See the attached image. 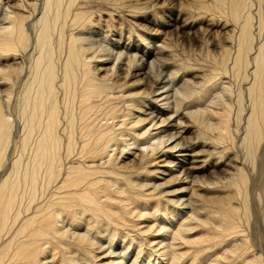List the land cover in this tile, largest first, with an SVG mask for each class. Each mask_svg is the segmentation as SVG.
I'll use <instances>...</instances> for the list:
<instances>
[{
	"label": "bare ground",
	"instance_id": "6f19581e",
	"mask_svg": "<svg viewBox=\"0 0 264 264\" xmlns=\"http://www.w3.org/2000/svg\"><path fill=\"white\" fill-rule=\"evenodd\" d=\"M27 1L25 0V2ZM238 1L239 3L241 1L243 3L245 2V0ZM4 2L5 4H3L9 7V11H6L7 15L4 19L5 24H2L3 29L0 31V59L5 60V64L10 65L4 72L0 73V103L5 104V99L8 98L7 96L10 97V95H8L9 93H7L4 94V96H6L4 99L2 94L4 92L6 93L5 85H9L8 82L12 80L11 77L14 80L16 74L14 75V73H11L13 69L11 65L19 64L18 60L21 58V54H28L30 57L31 55H34V57L36 56V66L34 74L30 73L33 75V81L29 93L27 91L28 89H26L28 93L26 100L21 98V100H25L26 105L23 104L27 106V108L25 107L26 109H23L24 111L18 119L20 121L19 124H21V129L24 131L22 144L25 149L27 147V157L23 161V158L19 154L18 159L14 158L15 160L11 162L10 167L6 166V162L4 161L6 152H8L7 141L10 139L8 138L10 123L8 124V116L3 112L0 105V264H97L99 262L102 263L101 261H104V264H128L131 260L129 258L130 251L128 254L124 249L122 250L121 245L118 243V241L121 242L122 239L126 237H128L126 243L128 245V250L130 248L133 249L132 240H135L139 247L144 246L143 249H139L140 251L137 252L136 258H134L131 264H136L137 261H139L138 259L140 258L141 252L145 250L146 247H148V250H145L148 252V257L152 255L158 256V259L161 260L159 261L165 264H201L202 260L207 256L217 255H220V257L217 256L215 264H224L225 262L227 264H264L256 256L252 258L248 257V255H250V246L246 245V243H238L245 238L238 235V233H240V226H238V223H240V221L238 222L240 216L237 218V203L235 206L232 205V194L230 195L227 193L225 196L220 195L222 197H215L219 196V194L204 196L194 194L193 192L190 197H186L189 195L191 187H193V189L195 188L194 190L209 189L214 186H219L220 188L222 185L219 184H222V179H226L227 176L233 178L240 174L243 166L241 168L239 166L240 161L230 155L224 161V167L222 164L223 168L220 171H217V169L214 171L216 167L214 170H211L206 157L212 159L211 156L214 151H209L211 154L206 155L208 151L207 146H209L207 143L202 142L201 148L197 149V145L200 144L198 139L188 142L189 139L185 140L186 138L182 135L184 130L181 131L179 129V132L177 130L174 132V128H168L170 127L168 126L169 123L175 120V118L171 120L173 114H176V117H180V115H184L186 112L183 110L181 111L184 107L181 108V105H179L180 100H177L178 96L176 95V89L174 88L173 90L171 88L172 86L169 87L165 83V77H162V74L160 76L153 75L151 69H147L143 60L144 58L139 60L135 59L133 63V59H129V64H136L135 77L137 78L134 81L135 84H147L152 80L156 81L158 86H156L155 91H153L154 94L147 98L148 104L146 105L151 103L153 106L154 103H157L158 108L156 109L151 106L142 113V115H145L144 117L133 114L134 120L128 122L126 120L121 121V126L126 127L125 132L127 134L135 130L138 124L148 119H150V121L147 124H150V126L144 125L142 127L143 131L141 133L139 132L135 138H132L134 141L131 145L128 144L130 146L133 145V148H128L127 150L123 148L120 154L122 159L120 158L121 161L116 162V160L114 161L112 159L113 156L109 151V144L114 140L112 137L113 130L110 129L108 125H106V127L98 126L99 123L97 124L96 120L93 119L94 116H92L94 115L93 109L96 108L97 104L103 102L101 98L107 87V85L104 84L106 80L103 82L102 77L97 78L95 75L92 77L89 74L88 76L91 78H87L84 81V77H81V95L77 101L75 100L76 114L74 113L64 117L61 116L60 110L62 108L58 109L53 101L54 99H52L54 96V89L55 91L57 90V87H55L57 81H55L56 78L53 71V64L55 62L53 60L55 59L52 57L53 53H51V50L44 51V47H42L46 43L48 44L46 45L49 46L48 42L50 36L54 35H49L50 32L48 30V20H50L51 25L50 16L48 17V13H51L49 9H51L53 4L55 11L57 10L56 14L54 12L55 15H53V19L57 21L60 15H62L64 23H62L63 21L61 23L62 25H66L69 19L73 23L75 20H79L82 17L84 12L80 10L81 6L74 9L71 7L72 0H70L65 8L64 0H44L42 5L44 6L45 4L46 8H44L48 10V13L45 11L46 13H41L38 17L37 21L39 22V20L42 19L44 26L40 27L39 33L36 35L37 45L41 46L42 49L39 50L33 47V49L28 50L27 47H25L27 45L26 41H28L26 40L27 23L31 17H35L32 15L36 13L32 14L31 11H29V6L31 5L29 1L26 4L23 3V0L22 3L21 0H4ZM36 3L37 2H34L33 5ZM72 6L76 7L77 4ZM39 7H42L41 3ZM70 8H73L74 12L71 13ZM0 23H2V21ZM39 23H41V21ZM73 25L69 24L70 27ZM244 26H246V24ZM65 27H68V25ZM68 29L70 28L68 27ZM249 31L250 30H248V32ZM57 34L59 35V33ZM246 34L244 36L241 34L239 37L241 36V39H245L244 37ZM63 37L64 36H62V38ZM66 38H64V40H66ZM72 39V36H70L67 54H65L66 52L64 53L66 55L65 61L63 59L64 64H66V78L62 80L63 86L67 83H73L74 65L84 64V66H87L90 65L88 62H91L90 58V60L86 58L88 54L86 56L84 54L85 51L82 50L83 52H80L86 57L82 58V55H78L79 53L76 52V44L73 43ZM75 40L77 42V38L74 39V42ZM245 42L246 40L244 43ZM135 46L140 53H143L144 49L141 44L136 43ZM239 46L241 47V45ZM240 51L235 55V57L237 56L236 61H239V63ZM107 54L109 55V52ZM110 56L111 54L108 57ZM92 58L94 59V56ZM107 58L99 60L98 65L95 67L97 73L98 71H105L108 69V67L104 68L101 66L111 63V60ZM255 59L258 60V63L255 62L257 67L253 71L255 75L254 80L251 82L253 89L251 86H248L251 107L246 117V130H244L245 132L243 133L245 137L242 140L244 147L246 145L248 150L246 154H249V151L252 150V145L248 147V143L250 144L252 140L255 141V136L260 133L258 125L261 126L262 116L264 115L263 102L257 101L256 96V93H258V95L263 94L261 93L263 82L261 81L262 79L260 80L258 78V74L264 70V56L258 54ZM34 61H32L33 64ZM237 63L238 62L235 64L238 65L239 63ZM56 64L55 62V65ZM99 65L101 67H99ZM19 67L20 66H18V68ZM89 69H87V72ZM62 70L65 69L62 68ZM14 71L16 70L14 69ZM56 74L57 78H60V76L58 77V73ZM118 84H120V82H118ZM118 84L116 83L115 86ZM56 86H61V84ZM109 86L110 89H112V86ZM119 86L116 88L118 89L119 87L121 89V84ZM24 88H22V90ZM71 88L73 87H70V89ZM63 89L65 90V88ZM66 91L71 93L69 89ZM114 91L116 92V90ZM22 93H24V91ZM145 93L146 92L141 91L135 94H124V97H122L124 99L126 97L131 99L132 106H129L133 111L134 107H137V104L141 103L142 100L137 104L135 102L137 99L139 100L142 95L145 97ZM69 95L70 94H68V96ZM24 96L25 93L22 97ZM65 96H67V94H65ZM20 97L21 96H19V98ZM109 97L111 96L109 95ZM50 98L52 101H50ZM65 99H68V97ZM56 100L58 102V99ZM97 101L101 102L97 103ZM143 102L139 107H146V102ZM24 105H22L21 108H23ZM67 107L70 108V106ZM97 109H99V107ZM94 111H96V109H94ZM228 111L231 113L230 107L227 104L225 111L222 112L221 110L223 113H221V116H224L226 119ZM211 112L212 111L209 110V113L213 114ZM206 115L205 118H208V114ZM214 115L219 116L218 113ZM156 119H158V121L155 122ZM208 119L211 118L209 117ZM196 121L198 122V120ZM229 121L228 118L225 120V123H229ZM165 122H167L166 125ZM158 123L161 125L157 126ZM202 124L210 126L207 122ZM224 126H227V124L223 125V127ZM186 127L185 125V128ZM11 128H13V126ZM193 129L194 128H192V130ZM16 130H14V132ZM224 130L222 131L221 129L219 134L223 136L229 134V129L226 131ZM211 131L213 132V130ZM201 134L202 133H200V135ZM20 135L22 136V133ZM144 135L145 138L143 141H140L142 139L140 137H144ZM219 138L221 140L223 137ZM170 140L172 141L170 142ZM259 141L260 140H258V142ZM114 149L116 150V148ZM133 149H135V152H132ZM21 151L19 150L20 153ZM25 152L26 150H23L24 154H26ZM21 161L23 162L21 163ZM166 176L171 177L166 179ZM244 176L239 175V177L237 176L239 179L234 178L235 181L230 180V182L228 178L226 179L228 184H230L228 186H231L230 188H232V186L233 189L237 188V191H233V193H236L233 197L238 196V194L242 196L241 187L239 190L238 185L240 182L243 183L247 180ZM160 180H163V183H155ZM174 180L178 181L177 184H191V187L181 186L177 188L176 185H173L176 184ZM166 182L169 183V186L173 185L172 188L167 191L163 189L159 191L160 187ZM244 184L245 183H243V185ZM166 185L167 184H165V186ZM170 194L171 196L176 195L175 199L164 197L165 195L170 196ZM186 201L188 203H186ZM208 207L214 209L211 211H214L215 215L212 217L213 213L208 212L210 218L202 220L201 216L206 214V212L202 210L205 209L208 211ZM182 213L185 215H182ZM201 213H203V215ZM211 221H218V224L214 225ZM70 225L73 231L68 228ZM78 230H85V232L81 233ZM200 230H202V232H198ZM97 232H99L100 235L99 237L96 235L99 238L98 241H96L97 237H95ZM104 232L108 233L104 234ZM118 233L122 234V239H118L114 244V240L116 241V234ZM227 236L241 239L233 244L237 245L236 247H232L231 245L230 250H228L227 247V251H223L221 246L217 247V249L215 246L220 244L217 239L219 237H226V240L223 241L227 242L229 238H227ZM107 237L109 241L106 244ZM117 243L119 245H116ZM191 250L193 251L191 252ZM213 252L214 255H212ZM223 260H225L224 263L222 262Z\"/></svg>",
	"mask_w": 264,
	"mask_h": 264
},
{
	"label": "rangeland",
	"instance_id": "374dc122",
	"mask_svg": "<svg viewBox=\"0 0 264 264\" xmlns=\"http://www.w3.org/2000/svg\"><path fill=\"white\" fill-rule=\"evenodd\" d=\"M28 1L31 5H33L34 2H37L36 3L37 5L34 4L33 6L31 5L29 6V11H31L32 14H35V13L36 14L38 13V14H37V17H36V14L32 15L35 17H31L27 23L28 29L26 32V40H28L31 43L26 41L27 45L25 47H27L28 50L33 49V47L41 50L42 47H44L43 48L44 51L51 50V53H53L52 57L53 59H55L53 61L57 63L56 64L57 66L55 65V62L53 64V71H54L55 78H56L55 81H57L55 83V87H57V90H59L61 93L57 90L55 91L54 89V96L52 97V99H54L53 101L57 105L58 109L62 108L60 110L61 116L64 117L66 115H71L74 113L76 114V101L81 95L80 88L82 86V82H81L82 76L84 77L83 81L87 78H91L90 76L93 77L94 75L97 78L102 77L103 82L106 80L104 84L107 85L104 91L105 93L102 95L103 96L101 98L102 100L100 99L101 101H103L102 102L103 104L99 103L101 101H97V103H99L97 104V106L98 105L100 106H98L99 109H97L98 108L97 106L96 108H94L98 112L94 111L93 109L94 115L92 116H94L93 119L96 120L97 124L99 123L98 126L106 127V125H108L110 129L113 130L112 137L114 140L113 142L111 141V143L109 144V151H110V154L113 156L111 157L114 161L115 160L116 162L121 161L122 157L120 154H121L122 149L124 148L125 150H127L128 148H133V145L130 146L132 142L134 141V139L132 138H135L136 135L139 134V132L141 133L143 131L142 127L144 125L150 126V124H147L150 121V119H148L138 124L137 127L135 128L136 131L133 130L131 131L130 134H127L125 132L126 131L125 126H121L122 120H126L127 122L132 121L134 120V117H133L134 115H139L141 117H144L145 115H142V113L145 112L147 108L152 106L151 103L149 105H146V104H148L147 98L151 97L154 94L153 91H155L156 86H158L156 81L152 80L150 81V83H147V84H144V83L138 84V85L135 84L134 81L137 78L135 77V72H136L135 65L136 64L128 63L130 58L133 59L132 63L134 62L135 59L139 60V59L144 58L143 60L146 64L147 69H151V72L153 75L160 76L162 74V77H165L164 79L165 83L169 87L172 86L171 88L173 90L174 88L176 89V92H177L176 95L178 96V97L176 96L177 100L178 101L180 100L179 105H181V108L184 107L180 109L181 111L183 110L184 112H186L184 114L185 116L180 115V117H176V114H173L172 112L173 115L171 117V120L172 118H175V120L169 123L168 126L170 127L168 128H174L173 129L174 132L176 130L178 132L180 130L181 131L184 130V133L182 132V135L183 137L186 138L185 140L189 139L188 142L191 140L195 141L196 139H198L200 141V144L197 145L196 147L197 149L201 148L202 142L207 143V145L209 146H207L208 151L206 152L207 154L206 153L205 154L208 155V154H211L209 151H214L211 156L212 159L209 157L208 158L206 157V159H208L209 166H210L209 168L211 170H214V168L216 167L214 171H216V169L217 171H220L224 167V161L230 155L234 157L235 159H237L238 161H240L239 166L241 168L243 166L240 174L234 176L233 178L231 177L229 178L227 176L226 179L228 178L229 182L230 180L235 181L234 178L239 179L238 178L239 175H243V176L245 175L244 177H246L245 179H247L245 182H243L245 183L244 185L242 182H240L238 185L239 190L241 187L242 196L238 194V196H234V197L233 195L236 193H233V191L234 190L237 191V188L233 189V186L232 188H230L231 186L230 187L228 186L230 184H228V181L226 179H222L223 181L222 184H219V185H222L220 188L219 186L218 187L214 186L213 188H209V189L205 188V189H200V190H194L195 188L193 189V187L190 186L191 184H182V183L177 184L178 182L177 180H174V182L176 181V184H173V185H176L177 188L181 186H184V187L189 186V188L191 187V191L189 195L186 196L187 198L190 197L191 193L193 192L194 194H199V195H204V196H207V195L213 196L215 194L216 195L219 194V196H215V197H222V196H225L227 193H229L230 195L232 194V199H233V200L231 199V202L233 203L232 205L235 206V204L237 203L236 204V207H237L236 211H238L236 213L237 218L240 216L238 219V222L240 221L241 225L240 223H238V226H240L239 227L240 233H238V235L244 237L245 239L239 241V239L241 238H238V237L232 238V236L230 237L227 236V238L228 237L229 238L227 242H225L223 240H226L225 239L226 237H219L217 240H218V243L220 244L215 247L217 248L221 246V249L223 251H227V249L230 250L231 245L232 247L237 246V245H233L236 241H239L238 243H246V245L250 246V250H249L250 255H248V257L252 258L256 256L261 260L262 263H264V123H263L264 115L262 116L263 122L261 121V124H260L261 126L258 125L260 133L257 134V136H255V139L257 141L252 140L250 144L248 143V147L252 145L251 146L252 150L249 151V154L247 153L248 155L246 154V152L248 151L246 148V145L244 147V144L242 141L243 138L245 137V134L243 133L245 132L244 130H246L245 129L246 117L251 107L249 87L252 85L251 82L254 80L255 75L253 71L257 67L256 63H258V60H256L255 57H257L258 54H261L262 56H264V0H247V1L245 0L246 3L245 2L243 3L242 1L239 3L238 0H112V1L111 0H74V2L72 0L71 7L75 9L78 6H81L80 10L81 11L83 10L84 14L79 20H75L73 23L69 19L68 22L70 25L77 23L76 25H73L71 27L69 26L68 22H66L67 23L66 25L65 24L62 25V23H64L63 21L64 18L62 15H60L59 17L60 20L58 19L57 21H55V19H53V15H55L57 11V10L55 11L53 4H52L51 9H49V12L51 13H48L47 12L48 10L45 9L46 8L45 4L44 6L42 5L44 0H28ZM69 1L70 0H66V1L64 0L65 8H66V5L69 3ZM27 2L23 0L24 4H26ZM3 3L5 4L4 0H0V22L2 21V23H0V31L1 29H3L2 24L4 23V19L6 18L7 12L9 11L8 10L9 7L7 5H4ZM21 3H22V0H21ZM40 3L42 6L41 8L39 7ZM74 4L75 5L77 4V6L76 7L72 6ZM73 8L72 9L70 8L71 13L74 12ZM45 11L48 13V17L50 16L49 19H51V25H54V26H51L50 20H48V24H49L48 30L50 32L49 35H52V34L54 35L50 36L51 41L49 40L48 42L49 46H47L48 44L46 43L47 45L45 44L44 46L41 47L37 45L36 35H38L40 27L41 26L43 27L44 24H43L42 19L39 20V22L41 21V23H39L37 19L41 15V13H46ZM3 14L5 17L3 16ZM61 14H62V10H61ZM245 24L246 26H244ZM67 25L70 29H68V27H65ZM248 30L250 31L248 32ZM70 32L72 33V35ZM57 33H59V35ZM241 34L243 36L246 34L247 38L245 36L244 37L245 39H241L242 37L241 36H240L241 38L239 37V35ZM61 35L64 37L62 38ZM73 35L77 38V42L76 40L74 42V39L76 38ZM70 36H72L73 38L72 39L73 43L76 44V47L78 50V51L76 50V52L79 53L78 55H82V58H84L88 54L89 57L87 56L86 58L87 59L90 58L91 62H88V64L90 65H87V66H84V64L74 65L76 69L79 67L78 68L79 70L78 69L76 70L75 68H73V75H74L75 80L73 78V83L71 84L67 83L63 86L62 80L66 78V75H65L66 64H64V61L66 59L65 54H67V46L68 44H70ZM64 38H66V40H64ZM245 40H246L245 42L246 44L244 43ZM52 43H53V46H52ZM136 43L141 44V46L144 49L143 53H140L136 49V46H135ZM239 45H241V47ZM65 46H66V49H65ZM82 50L85 51L84 54L86 56L82 53L83 52ZM238 51H240L241 53L240 63L239 61H236L237 56L235 57V55L238 54ZM108 52H109V55L111 54L110 57H108L109 56L107 54ZM95 53H96V56H95ZM101 55L106 56V57H102ZM241 55H242V58H241ZM93 56L95 60L92 58ZM33 57L34 55H31L30 57V55L28 54H21V58L18 60L19 64L11 65V67H13L11 73H14V75L16 74L14 76L15 81L11 77L12 80H9L8 82L9 85H5L6 93L4 92L2 94L4 99L6 98L4 94L9 93L8 95H10V97L7 96L8 98L5 99L6 102L4 100L5 104L0 103L3 112L6 114V116L9 117V118L7 117V119H9L8 124L10 123L9 124V135L10 136L8 135V138L10 139H8L7 141L8 152H6V155L4 157V161L6 162L5 165L8 167L11 166V162L15 160L14 158L18 159L19 154L23 158L22 159L20 157L23 161L27 157V147L25 149V147L22 144L23 143L22 138H23L24 131L21 129V124H19L20 121L18 119L20 115L23 113L24 111L23 109L27 108V106H25L26 105L25 100H26L27 94L30 91V87L33 81L32 74H34V69L36 66L35 64L36 56L34 58ZM103 58L110 59L111 63L101 65L104 68L108 67V69H106L105 71H98L97 73V70H95V67L98 65L99 60H103ZM32 61H34V64ZM5 62H6L5 60L0 59V71H1L0 73L4 72V70L7 69V67H9L10 65V64H5ZM234 62L235 63L238 62L239 64L237 63L238 65H236ZM18 66L20 67L18 68ZM101 66L99 65V67ZM120 66L122 69L120 68ZM62 68L65 70H62ZM14 69L17 71V73L16 71H14ZM87 69H89L90 72L89 71L87 72ZM18 70L20 73L18 72ZM76 71H79L81 73L76 72ZM56 73H58V77L60 76V78H57ZM88 74L90 76H88ZM258 75H259L258 78L260 80L262 79L261 81L263 82V87L261 89L262 91L261 93L263 94L260 93L261 95H258V93H256V96H257V101L263 102V106H264V101H263L264 100V70ZM106 82L108 83L110 82L109 85L112 86L111 87L112 89H110V86ZM118 82H120L121 84V89L119 88L120 84H118ZM59 83L63 87L56 86V85H60ZM116 83L118 85L115 86ZM128 85H131V86H128ZM117 86H119L118 89L116 88ZM70 87H73V88L70 89ZM22 88H24L25 90L24 89L22 90ZM63 88H65V90ZM26 89H28L27 90L28 93L26 92ZM68 89L69 91H71V93L66 91ZM114 90H116V92ZM122 90H126V91H122ZM140 90L148 94L150 93V94L148 96V94L145 93L144 94L145 97L142 95V97L139 98V100L137 99L135 103L137 104L142 100V102L144 101L143 103L146 102L145 103L146 107L144 108L142 106L143 109L142 107H139L140 104L142 103L141 102L137 104V107H134L132 111L130 109L131 107L129 106L132 104V101L130 98H127V97L125 98L126 99L125 100L123 98L124 94L125 95L131 94V93L135 94V93L141 92ZM23 91L25 93L24 97H22L24 95V93H22ZM65 94H67V96H65ZM68 94H70L69 95L70 97L68 96ZM61 95H63L64 97ZM109 95L111 97H109ZM113 95L115 96V98ZM19 96L21 97L19 98ZM67 97L68 99H65ZM21 98H24L25 100L24 99L21 100ZM52 99L50 101H52ZM56 99H58V102ZM21 103L22 105L25 104L23 108H21L22 107ZM227 104L229 105L230 110H231V113H229L228 111V116L226 118V119L229 118L230 120L229 123H225L226 119L224 118V116H221V113L225 111ZM216 105L217 106L220 105L221 107L220 106L217 107ZM67 106H70V108H68ZM152 107L157 109L158 108L157 103H154ZM64 108L66 109L67 113ZM208 108L210 111H212L211 113L213 114L209 113ZM217 113L219 114V116L214 115ZM206 114H208V118L210 117L211 119L205 118L207 116ZM195 119L198 120V122ZM156 121H158V119H156L155 122ZM206 122L207 124L209 123L210 126L206 124H202ZM166 124L167 122H165V125ZM172 124L174 125L176 124V125L174 126ZM226 124L227 126L223 127V125H226ZM160 125L161 124L159 123L157 124V126H160ZM185 125L187 126L186 127L187 130L185 128ZM12 126L13 128H11ZM182 126L184 127V129ZM192 128L194 129L192 130ZM225 128L229 129V134H227L226 136L220 135L219 134L221 132L220 130L222 129L223 131ZM228 129H225L224 131ZM14 130L16 131L14 132ZM211 130H213V132ZM21 133H22V136L20 135ZM200 133L202 134L204 133V134L200 135ZM74 135L76 136L75 132H74ZM218 136L223 137V138L220 140ZM200 137L202 138V140ZM224 137H226L227 139ZM140 138H142L140 141H143V139L145 138V135L144 137L141 136ZM258 140L260 141L258 142ZM171 141L172 140H170V142ZM212 143L213 144L215 143V144L213 145ZM20 147L23 149H21ZM114 148H116V150ZM19 150L20 151L22 150L21 151L22 154L19 152ZM23 150L24 151L26 150L25 152L26 154L23 153ZM134 150L135 149H133L132 152H135ZM250 152H251V155H250ZM23 161H21V163ZM222 164H223V167H222ZM151 169H154V168H151ZM170 177L171 176H166L165 178L169 179ZM160 182L163 183V180L156 181L155 183L157 184ZM165 184L167 185L165 186ZM165 184H163L164 188L163 186H161L159 191L161 189L165 191L170 190L173 186V185L169 186L168 182H166ZM223 184H225L226 187ZM164 197L175 199L176 195L171 196L170 194V196L165 195ZM235 199H239V200H235ZM186 203L188 202L186 201ZM211 210H214V209H211L208 207V211L205 209L202 210L206 212V214L204 215L203 213H201L203 215L201 216L202 220L210 218L208 215V212L213 213L212 217L215 215L214 214L215 212ZM182 215H185V214L182 213ZM211 223L212 224L214 223V225L215 224L217 225L218 221L216 222L211 221ZM68 228L72 229L73 231V228L71 225ZM78 231L81 233L85 232V230H78ZM198 232H202V230ZM107 233L104 232V234H107ZM96 235L99 237L100 236L99 232L95 234V237H97ZM116 235H117L115 237L116 241L114 240V244L117 242L118 239L119 240L122 239L121 233H118ZM98 237L96 238V241L99 240ZM127 240H128V237L123 238L122 241L121 242L118 241V243L121 245L122 250L124 249L127 253L130 251L129 252L130 254L129 253L128 254L131 260L130 262H128V264H131L134 261V258H136L137 252L141 250L140 248L143 249L144 246L139 247L138 243L135 242V240L134 241L132 240L133 249L130 248L128 250V247H127L128 245L126 244ZM229 240L231 241V243ZM108 241H109V238L107 237L105 243L107 244ZM118 243L116 245H119ZM123 245H124V248H123ZM147 248L148 247H146V249ZM145 250L141 252L140 258L138 259L139 261H137L136 264H165V263L160 262L161 260L158 259V256L152 255L151 257H148V252ZM192 251L193 250H191V252ZM212 255H214V252L212 253ZM217 256L220 257V255H217ZM217 256H210V257L207 256L205 259L202 260L201 264H209V263L215 264ZM154 258H157V259H154ZM101 262L102 263L99 262L97 264H104L103 263L104 261H101ZM222 262L224 263L225 260H223ZM224 264H227V263L225 262Z\"/></svg>",
	"mask_w": 264,
	"mask_h": 264
}]
</instances>
